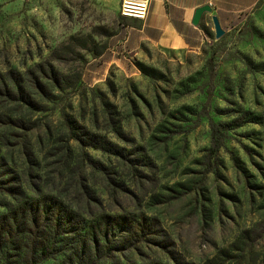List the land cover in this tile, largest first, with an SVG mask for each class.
Listing matches in <instances>:
<instances>
[{
    "label": "rangeland",
    "instance_id": "rangeland-1",
    "mask_svg": "<svg viewBox=\"0 0 264 264\" xmlns=\"http://www.w3.org/2000/svg\"><path fill=\"white\" fill-rule=\"evenodd\" d=\"M123 1L0 0V217L9 193H62L110 217L97 264H264V3L218 12L222 34L211 12L181 24L172 50L152 0L145 19ZM133 216L127 249L112 221Z\"/></svg>",
    "mask_w": 264,
    "mask_h": 264
},
{
    "label": "trees",
    "instance_id": "trees-1",
    "mask_svg": "<svg viewBox=\"0 0 264 264\" xmlns=\"http://www.w3.org/2000/svg\"><path fill=\"white\" fill-rule=\"evenodd\" d=\"M212 130L213 144L221 148L224 139L220 137V127L213 125ZM88 146L105 152V144L88 143ZM88 162L91 166L96 164L91 159ZM16 190L14 185L10 188V192ZM9 196L15 204L10 203L0 217V248L8 249L10 245L11 251L23 253L20 264H97L105 256L110 217L101 215L88 222L73 206V199L62 193H9ZM86 197L90 195L86 193ZM128 220L117 217L112 221L118 231L116 237L131 244L127 249L136 248L145 238L146 219L140 221L133 216ZM152 222H157L156 218Z\"/></svg>",
    "mask_w": 264,
    "mask_h": 264
},
{
    "label": "crops",
    "instance_id": "crops-1",
    "mask_svg": "<svg viewBox=\"0 0 264 264\" xmlns=\"http://www.w3.org/2000/svg\"><path fill=\"white\" fill-rule=\"evenodd\" d=\"M261 3L264 0H152L147 27L158 35L159 45L179 50L187 46L183 30L179 26H192L198 8L210 5L213 9L211 13L217 14H213V17L217 16L221 23L222 18L218 12L225 15L237 14L251 11Z\"/></svg>",
    "mask_w": 264,
    "mask_h": 264
},
{
    "label": "built area",
    "instance_id": "built-area-1",
    "mask_svg": "<svg viewBox=\"0 0 264 264\" xmlns=\"http://www.w3.org/2000/svg\"><path fill=\"white\" fill-rule=\"evenodd\" d=\"M149 0H124L121 13L125 17L145 19Z\"/></svg>",
    "mask_w": 264,
    "mask_h": 264
},
{
    "label": "water",
    "instance_id": "water-1",
    "mask_svg": "<svg viewBox=\"0 0 264 264\" xmlns=\"http://www.w3.org/2000/svg\"><path fill=\"white\" fill-rule=\"evenodd\" d=\"M212 7L210 5H205L203 7H200L196 10V13H195V16H194V19L192 21L193 25H198L202 19V16L204 13L206 12H212ZM213 20L215 22V25H216V29H217V32L218 34H222L223 33V30L221 28V23L218 19L217 16H214L213 17Z\"/></svg>",
    "mask_w": 264,
    "mask_h": 264
}]
</instances>
